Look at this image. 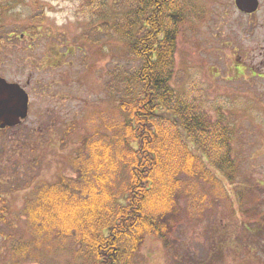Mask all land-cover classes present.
Segmentation results:
<instances>
[{
  "label": "rangeland",
  "instance_id": "1",
  "mask_svg": "<svg viewBox=\"0 0 264 264\" xmlns=\"http://www.w3.org/2000/svg\"><path fill=\"white\" fill-rule=\"evenodd\" d=\"M125 2L0 0V76L29 94V115L0 130V264L69 263L68 249L43 247L41 256L37 251L30 258L15 254V247L34 240L22 209L40 182L75 175L70 159L81 135L120 118L110 93L119 88L121 71L136 64L112 28ZM260 2L259 11L247 15L235 0H181L187 17L172 85L213 120L229 123L240 174L233 184L221 177V190L194 180L197 204L206 213L178 229L174 255L148 237L140 264H264Z\"/></svg>",
  "mask_w": 264,
  "mask_h": 264
},
{
  "label": "trees",
  "instance_id": "2",
  "mask_svg": "<svg viewBox=\"0 0 264 264\" xmlns=\"http://www.w3.org/2000/svg\"><path fill=\"white\" fill-rule=\"evenodd\" d=\"M125 1L112 28L136 64L121 71L110 93L120 118L78 138L75 175L42 181L25 199L34 240L15 247L17 255L41 256L48 247L70 250L67 264H140L148 237L174 255L178 229L206 213L193 181L219 187L239 177L229 123L172 85L187 17L181 0Z\"/></svg>",
  "mask_w": 264,
  "mask_h": 264
},
{
  "label": "water",
  "instance_id": "3",
  "mask_svg": "<svg viewBox=\"0 0 264 264\" xmlns=\"http://www.w3.org/2000/svg\"><path fill=\"white\" fill-rule=\"evenodd\" d=\"M239 10L253 13L259 8V0H235ZM29 96L17 82H9L0 76V127L16 126L28 116Z\"/></svg>",
  "mask_w": 264,
  "mask_h": 264
}]
</instances>
